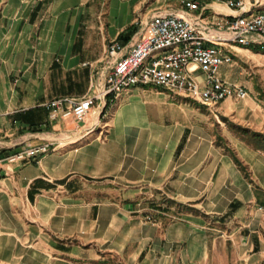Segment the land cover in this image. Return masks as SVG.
Wrapping results in <instances>:
<instances>
[{"label":"crops","instance_id":"obj_1","mask_svg":"<svg viewBox=\"0 0 264 264\" xmlns=\"http://www.w3.org/2000/svg\"><path fill=\"white\" fill-rule=\"evenodd\" d=\"M181 9V0H0V159L53 148L0 163V264H264V150L203 106L136 86L81 122L49 118L48 101L99 90L120 55L113 40L126 46L149 17ZM233 104L219 113L264 133L263 104Z\"/></svg>","mask_w":264,"mask_h":264},{"label":"built area","instance_id":"obj_2","mask_svg":"<svg viewBox=\"0 0 264 264\" xmlns=\"http://www.w3.org/2000/svg\"><path fill=\"white\" fill-rule=\"evenodd\" d=\"M248 0H181V10L159 11L149 17L128 45L117 40L111 55L120 54L105 75L103 85L80 99L59 97L46 103L49 118L73 117L81 122L94 106L103 108L136 86L159 87L177 97L215 107L228 98L245 99V86L220 74L234 60L235 48L264 46V8ZM221 4L226 14L211 6ZM48 142L22 148L5 158L8 163L37 159L48 153Z\"/></svg>","mask_w":264,"mask_h":264},{"label":"rangeland","instance_id":"obj_3","mask_svg":"<svg viewBox=\"0 0 264 264\" xmlns=\"http://www.w3.org/2000/svg\"><path fill=\"white\" fill-rule=\"evenodd\" d=\"M262 50H264V46ZM233 57L234 60L230 65L224 64L221 67L220 74L222 77L232 82L245 86L249 92V97L247 98L248 99L252 98V100H248L247 98H245L247 100L231 98L234 103L233 105L236 107L235 109H241L242 106L245 104V102L249 104L252 103L263 104L264 107V51L256 52L252 49L235 48L233 50ZM184 99L189 100L192 103L200 104L189 98H184ZM223 101L218 103L215 107H206L204 105L201 104L200 105L203 106L204 107L203 110L210 113V115L214 117L215 120L217 119L219 121L224 122V118L222 117H226V116L219 113L218 110V107L222 104ZM106 105L104 106V108L106 107ZM217 115L219 117H217ZM226 118L230 121L228 117ZM232 119L240 122L242 118L240 115L234 113ZM238 122L235 123L237 124ZM240 125L242 126L243 124ZM220 135L222 136L221 130H220Z\"/></svg>","mask_w":264,"mask_h":264},{"label":"trees","instance_id":"obj_4","mask_svg":"<svg viewBox=\"0 0 264 264\" xmlns=\"http://www.w3.org/2000/svg\"><path fill=\"white\" fill-rule=\"evenodd\" d=\"M250 49L259 52V51H264L262 50L263 47L261 46H253L250 47ZM108 105V104H107ZM106 105V107H107ZM224 118V122H226L228 124V126L242 139H246L248 140V142L253 143L254 146L258 149L264 150V133L262 132H257V131H253L249 128L243 127L241 125H238L236 123H233L231 121H229L226 117H222ZM217 142L218 144H224L225 140L223 138V136H221L220 134L217 137ZM226 145V144H225ZM226 150L230 151L231 154L234 157V160L236 162V164L242 169V171H244L245 175L248 177V170L247 167L243 164V162L239 159V157L232 151V149L226 145ZM168 203L170 204H174L175 201L173 200H167ZM169 205V204H168ZM182 205V204H181ZM185 208L187 209H192V207H190L189 205H184Z\"/></svg>","mask_w":264,"mask_h":264}]
</instances>
